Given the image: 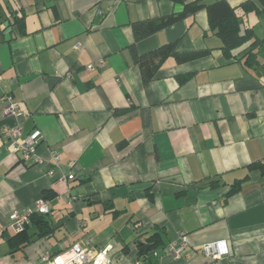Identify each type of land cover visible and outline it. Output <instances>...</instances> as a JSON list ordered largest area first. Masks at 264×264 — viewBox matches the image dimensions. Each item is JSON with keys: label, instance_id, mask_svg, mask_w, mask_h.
I'll list each match as a JSON object with an SVG mask.
<instances>
[{"label": "crops", "instance_id": "obj_1", "mask_svg": "<svg viewBox=\"0 0 264 264\" xmlns=\"http://www.w3.org/2000/svg\"><path fill=\"white\" fill-rule=\"evenodd\" d=\"M194 1L0 0V264H39L73 244L111 246L115 264H205L199 250L217 241L230 248L220 264H264V44L246 64L264 15L242 8L261 2L224 0L241 34L255 37L228 53L207 10L222 0L135 35ZM168 45L145 82L135 56ZM4 94L27 115L22 140L41 133L46 165L23 161L1 137L16 123L2 116ZM40 199L50 232L31 219L30 243L16 247L10 216ZM182 233L191 244L176 259L167 247ZM155 235L160 246L141 256Z\"/></svg>", "mask_w": 264, "mask_h": 264}, {"label": "built area", "instance_id": "obj_2", "mask_svg": "<svg viewBox=\"0 0 264 264\" xmlns=\"http://www.w3.org/2000/svg\"><path fill=\"white\" fill-rule=\"evenodd\" d=\"M77 45L76 49H79ZM102 64V62H101ZM89 70H93L94 66L89 65ZM1 74V69H0ZM3 103L2 116L3 118H14L16 123L12 126H6L1 132V137L10 144L12 151L20 155L23 161L32 162L36 165H46L47 161L41 157L37 148L41 141L42 135L39 131L33 132L31 135L22 140V121L27 118L21 110L15 99L9 95L4 94L1 97ZM52 168L48 169L47 175L50 178L54 177V166H58L60 162L59 153L54 151L52 153ZM75 176L69 174L67 177H62L60 181H73ZM75 200V198H73ZM50 205L47 200L40 199L35 204L34 209L26 210L23 213L15 212L10 216L11 226L17 234L24 231L29 224L33 215L38 214L47 216L50 213ZM3 230L0 229V235ZM190 239L186 234H180L179 240L170 244L167 247L168 253L173 255L176 259H181L184 255V250L190 246ZM111 246H108L98 251H91L84 249L79 244H73L69 249L58 254L44 253L41 256L39 264H115V261L110 257ZM199 253L205 258V264H220L222 259L230 256V248L226 241H217L208 243L201 247Z\"/></svg>", "mask_w": 264, "mask_h": 264}, {"label": "trees", "instance_id": "obj_3", "mask_svg": "<svg viewBox=\"0 0 264 264\" xmlns=\"http://www.w3.org/2000/svg\"><path fill=\"white\" fill-rule=\"evenodd\" d=\"M174 2H182V0H172ZM262 4L261 9H258L254 3L248 2L242 5L243 10L246 13L249 12H256L258 15H264V0H259ZM203 0H196L192 3L186 4L184 8V12L181 15L178 16H169L161 19L157 24L152 23H143L138 24L135 26L134 31L136 38H140L143 36H147L151 34L152 32L156 31L157 29H160L164 26H168L172 24L173 22L181 19L184 17V15L195 13L200 8L203 7L201 4ZM208 13H209V20L211 26L217 30L218 36L221 38L224 44L225 51L231 52L239 47H241L243 44L248 42L249 40H252L254 37V33L252 30H248L244 33V35L241 34V28H240V19L236 13V10L233 9L226 1H218L215 4L207 7ZM14 25H20L21 22H23V19H14ZM24 33V32H22ZM262 44H264V38L263 39H256L251 46L250 50L247 54V62L246 64L249 67H253L256 65V54H254V50L260 47ZM172 54L171 49L168 46L161 47L157 51H153L149 54L142 55V56H135V61L139 65L142 71L143 78L145 82H149L152 80L156 70L159 68V65L162 63V61L169 55ZM259 166H262L261 164H257ZM256 166V165H251ZM264 168V167H263ZM264 174V171H263ZM234 192V190H233ZM32 222L38 227L39 229V235L41 236H47L50 232V223L47 219V216L42 215H35L32 218ZM28 228V227H27ZM27 228L24 232H21L17 234L15 237L16 239H19L17 243L15 244L16 247L23 248L26 246V244L30 243L31 238L25 234H27ZM156 235L148 240L149 244L145 245L142 244L140 246V255L145 256L148 258L149 251L151 249H154L158 246H160V242H155ZM149 246L150 249L147 251L146 247Z\"/></svg>", "mask_w": 264, "mask_h": 264}, {"label": "water", "instance_id": "obj_4", "mask_svg": "<svg viewBox=\"0 0 264 264\" xmlns=\"http://www.w3.org/2000/svg\"><path fill=\"white\" fill-rule=\"evenodd\" d=\"M147 248V250H149V247H146Z\"/></svg>", "mask_w": 264, "mask_h": 264}, {"label": "rangeland", "instance_id": "obj_5", "mask_svg": "<svg viewBox=\"0 0 264 264\" xmlns=\"http://www.w3.org/2000/svg\"><path fill=\"white\" fill-rule=\"evenodd\" d=\"M258 30L260 31V27L258 28Z\"/></svg>", "mask_w": 264, "mask_h": 264}]
</instances>
